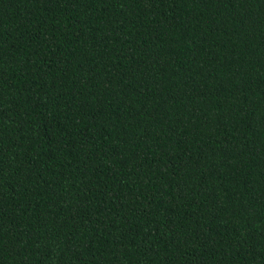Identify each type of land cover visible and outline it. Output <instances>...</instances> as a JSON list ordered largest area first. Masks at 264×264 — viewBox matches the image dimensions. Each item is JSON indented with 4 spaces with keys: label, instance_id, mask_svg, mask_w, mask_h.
<instances>
[{
    "label": "trees",
    "instance_id": "1",
    "mask_svg": "<svg viewBox=\"0 0 264 264\" xmlns=\"http://www.w3.org/2000/svg\"><path fill=\"white\" fill-rule=\"evenodd\" d=\"M0 264H264V0H0Z\"/></svg>",
    "mask_w": 264,
    "mask_h": 264
}]
</instances>
